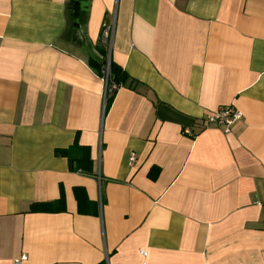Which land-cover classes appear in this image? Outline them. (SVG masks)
<instances>
[{"label":"crops","instance_id":"0c3cea01","mask_svg":"<svg viewBox=\"0 0 264 264\" xmlns=\"http://www.w3.org/2000/svg\"><path fill=\"white\" fill-rule=\"evenodd\" d=\"M73 1L0 0V264H264V0Z\"/></svg>","mask_w":264,"mask_h":264},{"label":"built area","instance_id":"2783aa9c","mask_svg":"<svg viewBox=\"0 0 264 264\" xmlns=\"http://www.w3.org/2000/svg\"><path fill=\"white\" fill-rule=\"evenodd\" d=\"M113 35H114V21L112 20L109 23H104L101 27L99 41L106 49V55L102 61V78L104 81V91L102 97V109L105 111L107 101L111 99L117 90V85L109 82L110 76V55L111 48L113 44ZM241 119V112L235 109L231 105L220 106L214 110H209L202 118L201 125L202 127L215 124L220 127L223 132L228 133L231 130V126ZM185 133L192 136L194 132H191L188 129L184 130ZM131 161L134 160V157L131 156ZM141 255H145L144 251H140ZM25 256L22 257L24 259Z\"/></svg>","mask_w":264,"mask_h":264},{"label":"trees","instance_id":"16d2710c","mask_svg":"<svg viewBox=\"0 0 264 264\" xmlns=\"http://www.w3.org/2000/svg\"><path fill=\"white\" fill-rule=\"evenodd\" d=\"M85 1V0H74L73 1V17L74 19L77 18L78 14H79V10H80V5L81 2ZM98 46L100 47L99 51L102 53V61L106 55V49L103 47V45L100 43V41L98 40ZM89 63L93 64L96 68L97 71L99 73V75L102 77V62L101 63H95L93 60H91ZM109 82L113 83L115 85H117V87L121 86V85H125L127 84L128 86L133 87L134 86V80L132 78H130L128 76V74L123 70L122 67H120L119 65H117L112 59H111V55H110V76H109ZM116 92V91H115ZM115 94V93H114ZM112 99V98H111ZM111 99H109L107 101L106 104V108L109 106V103L111 101ZM77 144L75 143L73 145L76 146ZM79 150L81 151V153H78V156L76 157H72L70 156V148L69 149H61L59 150V154L65 155L69 161V168L72 170H83L87 173L91 172V162L86 155V148L85 147H80ZM32 209H36L35 205H31V210Z\"/></svg>","mask_w":264,"mask_h":264}]
</instances>
